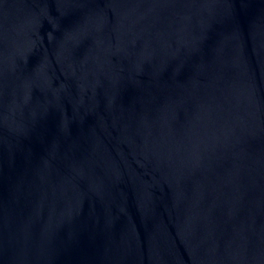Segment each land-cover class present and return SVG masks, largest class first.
Returning a JSON list of instances; mask_svg holds the SVG:
<instances>
[{
	"label": "water",
	"instance_id": "obj_1",
	"mask_svg": "<svg viewBox=\"0 0 264 264\" xmlns=\"http://www.w3.org/2000/svg\"><path fill=\"white\" fill-rule=\"evenodd\" d=\"M0 264H264V0H0Z\"/></svg>",
	"mask_w": 264,
	"mask_h": 264
}]
</instances>
